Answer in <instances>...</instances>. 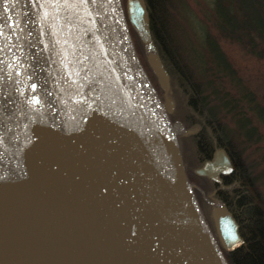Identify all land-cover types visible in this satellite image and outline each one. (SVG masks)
<instances>
[{
  "label": "water",
  "instance_id": "95a60500",
  "mask_svg": "<svg viewBox=\"0 0 264 264\" xmlns=\"http://www.w3.org/2000/svg\"><path fill=\"white\" fill-rule=\"evenodd\" d=\"M15 4L27 59L54 104L68 182L58 193L0 161V264H225L169 128L168 75L150 42L144 1L126 0L124 13L164 93L161 107L124 54L107 0ZM233 171L216 149L193 174L229 191L220 178ZM214 228L226 253L242 245L223 205Z\"/></svg>",
  "mask_w": 264,
  "mask_h": 264
},
{
  "label": "trees",
  "instance_id": "16d2710c",
  "mask_svg": "<svg viewBox=\"0 0 264 264\" xmlns=\"http://www.w3.org/2000/svg\"><path fill=\"white\" fill-rule=\"evenodd\" d=\"M125 1L121 0L122 3ZM143 1L148 17L150 42L157 52L161 68L168 75L169 88L166 95L173 104L168 119L178 121L179 128L183 132L188 131L186 135L192 143L190 150L187 147L188 141H184L179 134L180 152L188 181L193 185V193L208 221L212 223L208 205L217 202V208L225 206L237 226V235L242 240V245L230 253H226L217 242L224 263L264 264V168L261 173L255 174L251 164L239 157L236 145L232 146L230 132L225 128L223 119L229 118L239 130L246 127L247 120L239 119L241 109L238 103L223 94L221 96L217 88L219 84L209 78L210 61L217 67L225 62L215 44L214 33H217V38L221 37L244 48L257 45L264 50V0H212L210 18L202 19L206 46L204 51L208 55L201 58V65L197 68L186 64L181 55L179 34L174 25L178 16L171 12V1ZM125 24L128 36L132 37L142 52L143 45L129 27L126 18ZM140 61L152 86L164 95L145 62L143 52ZM193 71L199 73V78L195 77ZM247 133L241 140L242 143H248L249 139L246 138L250 136L251 130ZM216 149H222L234 166L231 175L221 178L222 186L233 185L229 191H216L217 187L208 179L195 176L191 170L193 165L200 167L209 160Z\"/></svg>",
  "mask_w": 264,
  "mask_h": 264
},
{
  "label": "rangeland",
  "instance_id": "374dc122",
  "mask_svg": "<svg viewBox=\"0 0 264 264\" xmlns=\"http://www.w3.org/2000/svg\"><path fill=\"white\" fill-rule=\"evenodd\" d=\"M170 1L172 10L171 12H174L175 15L178 16L177 21L175 18L176 23H174V25L179 34V49L181 55L186 64H191L193 67L197 68V66L199 67L201 65V58H206L208 55L204 51L206 46L204 43L205 30L202 19L210 18L212 0ZM4 2L5 0H0V65L2 62L5 45ZM108 2L113 22L116 24L119 37L126 52L133 59L134 63L136 64L135 66L141 72L156 102L161 107L164 95H161L159 92H157L155 87L152 86L153 84L150 83L140 61L143 51L141 52V50L136 46L132 37H130V35L128 36L129 31L125 24L124 15L125 2L122 3L121 0H108ZM209 32H211V30H209ZM213 35H215L213 36L215 37V44L217 45L221 55H223L225 62L217 67L215 63L210 61L211 64L209 63V66L211 67V70H209V78L211 81L213 80L215 84H219L217 88L219 89L221 96L223 94L224 97L231 98L233 101L238 103V107L241 109V115L239 119L243 118L245 121L247 120V125L245 128H242V130H239L236 129V125H234L232 121H229V118H226L227 121L223 119V122L225 123V128L230 132L231 140L233 142L232 146L235 147L236 145L235 148L237 151H239V157L245 162H249L254 173L259 174L261 173L262 168H264V50L257 45L252 48H244L241 45L231 41L229 42L222 39L221 37L217 38V33H214ZM210 56V59L212 60L213 53H211ZM193 73L195 77L199 78L200 75L197 71H193ZM216 79H218L219 82ZM220 79H222V81H220ZM2 95L3 93L0 94V97H2ZM177 122L178 121L173 122L172 120L168 119L169 128L173 134L174 141L178 148L183 172L191 188L193 200L198 208L206 231L218 248L220 256L223 260L222 253L218 247V241L214 228V213L217 211V209H219L217 208L218 203L213 202L207 207L209 215L212 217V223H210L198 205L197 199L193 193V185L189 183L187 174L184 170L180 152L181 147L179 134L180 136H183L184 141H188L189 144L187 147H189L190 150L192 143L189 141V138L186 135L188 131L183 132V129L179 128ZM248 130H251L250 136L246 138L249 139L248 143H242L241 140L248 135ZM194 166L195 165H193L191 168L192 171L199 168Z\"/></svg>",
  "mask_w": 264,
  "mask_h": 264
},
{
  "label": "bare ground",
  "instance_id": "6f19581e",
  "mask_svg": "<svg viewBox=\"0 0 264 264\" xmlns=\"http://www.w3.org/2000/svg\"><path fill=\"white\" fill-rule=\"evenodd\" d=\"M15 3L16 0L4 2V48L10 46L11 66L0 82V161L62 193L68 178L54 104L51 97L44 95L37 71L32 70L27 59L22 20ZM114 28L124 54L136 65L121 42L116 24Z\"/></svg>",
  "mask_w": 264,
  "mask_h": 264
},
{
  "label": "flooded vegetation",
  "instance_id": "af4514ba",
  "mask_svg": "<svg viewBox=\"0 0 264 264\" xmlns=\"http://www.w3.org/2000/svg\"><path fill=\"white\" fill-rule=\"evenodd\" d=\"M210 159H211V158H209V160H210ZM221 178H224V177H221ZM221 178H220V179H221Z\"/></svg>",
  "mask_w": 264,
  "mask_h": 264
}]
</instances>
